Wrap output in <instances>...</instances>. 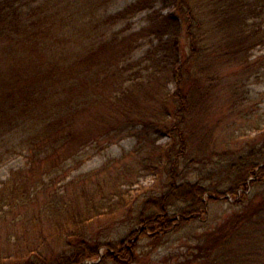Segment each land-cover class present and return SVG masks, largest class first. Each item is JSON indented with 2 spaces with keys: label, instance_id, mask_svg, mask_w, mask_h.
Returning <instances> with one entry per match:
<instances>
[{
  "label": "trees",
  "instance_id": "16d2710c",
  "mask_svg": "<svg viewBox=\"0 0 264 264\" xmlns=\"http://www.w3.org/2000/svg\"><path fill=\"white\" fill-rule=\"evenodd\" d=\"M114 1L0 0V143L6 150L0 151V163L7 154H27V166L11 171L14 180L6 184L16 193L14 207H30L41 193L46 198L39 214L69 221L56 225L64 235L60 254L51 260L41 256L39 245L46 243L38 235V246L15 264L97 259L105 243L86 230L104 198L98 205L95 196H86L81 208H75L68 190L54 186L58 175L78 170L89 147L109 132L113 140L140 125L147 135L150 130L168 136L171 144L159 158H167L173 183L166 193L143 203L136 222L141 233L136 238L131 233L128 242L106 244L96 264H132L139 238L177 234L200 221L208 203L218 198L206 202L208 190L197 181H176V170L181 162L190 166L217 157L216 146L207 141L219 123L235 116L232 124L238 118L253 120L264 130V110L246 107L249 95L242 89L259 77L264 62L253 54L264 48V0H136L107 14ZM169 1L174 9L164 12ZM142 12H148L147 24L138 31L111 33ZM144 39L148 48L135 58ZM168 81L174 89L167 87ZM223 94L228 96L224 100ZM148 101L160 109L145 108ZM213 114L221 119L208 130ZM99 122L106 129L91 131ZM221 159L208 171L224 173L225 192L238 209L217 225L206 222L193 238V254L175 264H264V143ZM22 173L43 176L29 186ZM72 184L75 178L66 185ZM249 188L253 195L259 189V202L245 193ZM238 190L243 191L239 196ZM169 200L177 204L171 207ZM29 221L40 217L32 214Z\"/></svg>",
  "mask_w": 264,
  "mask_h": 264
},
{
  "label": "rangeland",
  "instance_id": "374dc122",
  "mask_svg": "<svg viewBox=\"0 0 264 264\" xmlns=\"http://www.w3.org/2000/svg\"><path fill=\"white\" fill-rule=\"evenodd\" d=\"M136 0H115L108 9L107 14H114L121 11ZM173 2V1H172ZM162 7L161 4L157 8ZM174 9L171 1L168 2L164 12H172ZM148 12H142L134 16L128 23H119L113 27L112 32L127 29V31H138L141 27L147 24ZM147 39L139 43L138 48L134 53L135 58H140L148 48ZM254 57H264V48L260 47L254 51ZM229 69V68H228ZM228 71V70H227ZM227 76V72L225 73ZM167 87L174 89V83L168 81ZM245 91L250 103L246 107L253 110H264V62L260 70L258 78H253ZM223 100L226 99L223 94ZM148 99V98H147ZM145 108L150 107L155 111L160 109L159 104L148 101L145 102ZM257 111V110H256ZM221 114H213L210 123L213 124L207 129H214L217 120L221 119ZM253 116V119H255ZM214 117V118H213ZM235 116L229 118L230 121ZM230 121H223L219 126L212 130V138L208 140L209 147L216 146L215 157L210 158L206 163L196 164L191 163L190 166L185 162H181L177 167L178 178L176 181H192L203 185L208 193L205 196V201L210 198H218L217 201L211 202L206 208V213H203L199 222H192L187 228L185 227L177 234L159 236L158 239L153 237L139 238L137 246V258L132 264H175L183 259V257L193 254V249L196 244L194 236L201 233L205 229V223L212 221L217 225L228 218L233 211L238 209L237 205H233L235 199L226 193L227 182H225L224 173H212L210 169L214 168L220 161H226L231 156H236L254 146H260L264 143V130L256 128L254 121H247L242 118L235 119L234 124ZM228 123V124H227ZM106 124L99 122L92 124V130L100 128L105 130ZM264 126V125H263ZM86 127V126H85ZM84 127V128H85ZM142 126L137 125L136 128L125 131L122 135H117L113 140L110 139L113 132H109V136L101 138L99 144L89 147L88 154L85 157L83 164L73 173H63L61 177L57 176L55 190L72 195L71 200L75 201L72 207L81 208L83 198L86 196L96 197L98 205L100 198L102 209L98 213V217L87 227V233L94 240H99L105 243L103 247L98 249L97 259L87 260L84 264H96L101 261L106 252V244L126 241L128 236L135 232V238L141 233V228L137 225V218L142 214L143 203L151 197L160 196L168 191V187L173 183L168 172L167 158H159L162 151L170 146L171 141L168 136L161 135L160 132H150L147 135V130L141 131ZM99 130V131H100ZM108 131V130H107ZM140 134V135H139ZM199 144L198 142H194ZM4 144L0 143V151L5 152ZM162 152V153H161ZM230 152V153H229ZM229 153L227 156L222 154ZM226 158V160H223ZM207 165V167H206ZM27 166V154H7L3 157L0 163V263L15 264L18 263L21 256L27 255V251L35 246H38V237L42 235L46 245H39L40 254L48 260L53 259L60 254L63 249L64 238L62 234L56 230V225L59 222L67 225L69 221L53 217L47 219L46 215L41 213L46 195L39 194L36 200L30 206H15V195L10 185L6 183L14 180V173L11 171L18 170ZM157 167L155 170L152 167ZM209 170V171H208ZM25 182L30 185H35L37 179L43 176V173H22ZM39 176V177H38ZM38 177V178H37ZM60 177V179H59ZM76 184L67 187V183L74 179ZM254 179V177H250ZM48 181V177L44 178ZM24 182L26 189L28 185ZM98 183H101L98 186ZM6 184V185H5ZM35 188V186H34ZM33 190V189H32ZM82 190L86 193L83 194ZM214 192L219 194H214ZM253 196L256 202L260 201L257 196L259 189L254 190V195L251 189H247L245 193ZM103 193V195H101ZM225 193V194H224ZM243 193L238 190L237 195ZM101 195V196H100ZM255 196V197H254ZM177 202L169 200V205L172 207ZM170 208V207H169ZM35 214L40 217V221L30 222V215ZM142 216V215H141ZM31 223V224H28ZM61 223V224H62ZM62 224V225H63ZM64 225V226H65ZM63 226V228H64ZM39 235V236H38ZM134 238V240H135ZM130 240V239H129Z\"/></svg>",
  "mask_w": 264,
  "mask_h": 264
}]
</instances>
